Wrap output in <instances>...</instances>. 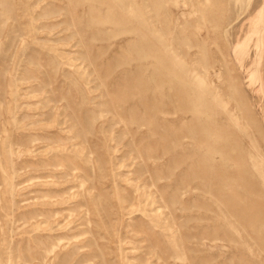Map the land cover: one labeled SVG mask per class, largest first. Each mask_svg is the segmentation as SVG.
I'll list each match as a JSON object with an SVG mask.
<instances>
[{
  "label": "rangeland",
  "instance_id": "374dc122",
  "mask_svg": "<svg viewBox=\"0 0 264 264\" xmlns=\"http://www.w3.org/2000/svg\"><path fill=\"white\" fill-rule=\"evenodd\" d=\"M0 264H264V0H0Z\"/></svg>",
  "mask_w": 264,
  "mask_h": 264
}]
</instances>
